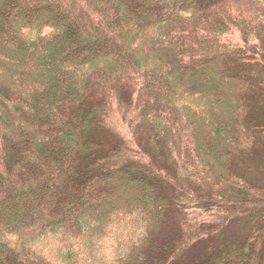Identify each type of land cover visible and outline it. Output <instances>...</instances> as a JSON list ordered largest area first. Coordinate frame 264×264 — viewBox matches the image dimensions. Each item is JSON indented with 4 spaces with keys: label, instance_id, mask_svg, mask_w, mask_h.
Listing matches in <instances>:
<instances>
[{
    "label": "trees",
    "instance_id": "16d2710c",
    "mask_svg": "<svg viewBox=\"0 0 264 264\" xmlns=\"http://www.w3.org/2000/svg\"><path fill=\"white\" fill-rule=\"evenodd\" d=\"M263 152L264 0H0V264H264Z\"/></svg>",
    "mask_w": 264,
    "mask_h": 264
},
{
    "label": "rangeland",
    "instance_id": "374dc122",
    "mask_svg": "<svg viewBox=\"0 0 264 264\" xmlns=\"http://www.w3.org/2000/svg\"><path fill=\"white\" fill-rule=\"evenodd\" d=\"M118 130L122 131V124H120L118 126ZM260 155V154H259ZM262 156V157H261ZM261 158H258L252 161V166H250L249 168V175L252 177L254 182H261L263 184L264 182V152L261 155ZM239 219V218H238ZM237 220V219H236ZM236 220H234L232 223H230L226 230L229 232L231 231H238L240 232V230L244 229H248L254 226H257L259 224H261L262 222L264 223V207L261 208H254L252 209L249 214H247L246 216L241 217V219H239L237 222H241L242 223L245 220V222L251 223V224H239V226H236ZM235 223V224H234Z\"/></svg>",
    "mask_w": 264,
    "mask_h": 264
}]
</instances>
